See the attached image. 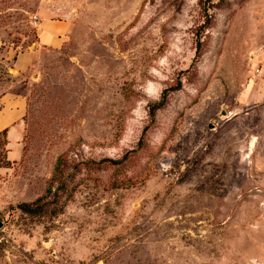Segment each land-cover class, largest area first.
<instances>
[{
    "label": "rangeland",
    "instance_id": "1",
    "mask_svg": "<svg viewBox=\"0 0 264 264\" xmlns=\"http://www.w3.org/2000/svg\"><path fill=\"white\" fill-rule=\"evenodd\" d=\"M15 98L0 264H264V0H0Z\"/></svg>",
    "mask_w": 264,
    "mask_h": 264
},
{
    "label": "crops",
    "instance_id": "2",
    "mask_svg": "<svg viewBox=\"0 0 264 264\" xmlns=\"http://www.w3.org/2000/svg\"><path fill=\"white\" fill-rule=\"evenodd\" d=\"M41 39L44 42L56 43L58 41L57 33H59V28L61 24H58L56 21L44 20L41 25ZM6 97V94L3 96ZM8 99H6L7 101ZM13 100V99H12ZM22 114V101L20 98H15L13 103L10 105L5 104L0 109V129H7V133H10L13 123L21 116Z\"/></svg>",
    "mask_w": 264,
    "mask_h": 264
},
{
    "label": "trees",
    "instance_id": "3",
    "mask_svg": "<svg viewBox=\"0 0 264 264\" xmlns=\"http://www.w3.org/2000/svg\"><path fill=\"white\" fill-rule=\"evenodd\" d=\"M5 130V129H4ZM60 160V159H59ZM38 208V206H35V207H30V206H24V210H27V211H35L36 209Z\"/></svg>",
    "mask_w": 264,
    "mask_h": 264
},
{
    "label": "built area",
    "instance_id": "4",
    "mask_svg": "<svg viewBox=\"0 0 264 264\" xmlns=\"http://www.w3.org/2000/svg\"><path fill=\"white\" fill-rule=\"evenodd\" d=\"M4 224V221L0 218V239L2 237V226Z\"/></svg>",
    "mask_w": 264,
    "mask_h": 264
}]
</instances>
